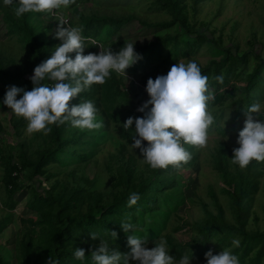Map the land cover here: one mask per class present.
I'll use <instances>...</instances> for the list:
<instances>
[{
  "label": "trees",
  "instance_id": "trees-1",
  "mask_svg": "<svg viewBox=\"0 0 264 264\" xmlns=\"http://www.w3.org/2000/svg\"><path fill=\"white\" fill-rule=\"evenodd\" d=\"M88 1L75 0L68 7ZM202 1L189 0L193 15ZM145 3L147 10L163 12L168 18L147 21L133 13L78 11L69 21V26L82 28V36L86 38L84 55L98 54L100 47L118 53L131 42L110 37L130 20H137L141 26L154 25L160 29L151 40L140 45L133 43L135 53L142 58L126 69V75L138 79L132 93L124 88V76L113 71L104 84H92L70 101V107L92 101L97 109V122L102 121V128L85 130L66 122L51 125L52 131L48 134L37 132L30 139H23L20 133L25 121L8 108V122L16 140L13 145L4 143L0 147V185L3 190L0 205L6 209L0 217V233L11 221V210L17 203L13 195L21 187L25 189L24 206L33 215L18 217L19 227L14 232L12 253L0 245V264H10L11 259L15 264H47L49 257L58 260L59 264H94L91 252L99 246L100 239L105 240L110 248L126 254L130 251L128 235L148 236L149 249L155 246L154 241L166 240L169 255L178 261L191 253L190 261H206L205 253L211 250L208 243L213 239L217 248L230 245L239 263L264 264V229L247 230L245 227L262 175L261 162L252 161L243 169L233 164L230 159L234 148L226 140L243 129L244 111L252 104L263 101L261 112L256 115L258 121L264 120V59L252 45L240 54L234 45L231 53L229 46L198 31L186 18V0H145ZM15 6H5L0 0L4 34L0 40L12 41L17 50L8 55L0 47V107L3 108L6 90L16 86L30 91L34 68L50 58L62 43L55 38L57 28L47 33L54 24L47 16L49 12H30L18 18L14 15ZM202 44L208 58L203 64H197L202 74L208 76L210 91L215 96L208 105L214 117L209 130L221 137L215 139L211 147L209 164L224 185L219 191L228 200L231 220L226 219L222 206L209 188L215 210L204 208L202 216L190 225L197 235L190 241L181 242L165 231V225L184 203V182L178 172L196 161V147L184 145L191 160L180 169L172 166L152 169L142 162L139 169L132 157H118L113 161L111 155L97 164L94 157L108 139L112 140L118 154L122 148L132 145L135 124L130 129H124L123 124L129 117L143 116L137 109L142 106L139 100L146 91L147 80L166 75L181 55L194 52ZM69 56L74 59L75 53ZM248 63L251 64L249 70L237 78L238 70ZM221 75L222 83L213 79ZM235 78L236 84L228 94L218 91ZM44 83L51 82L45 80ZM226 96L228 99L223 100ZM112 133H116V137ZM32 141H35L34 147ZM132 151L141 161L140 150ZM90 161L96 168L92 175L84 171ZM20 175L27 181L35 177L37 183H22ZM43 180L45 186L38 189ZM132 192L138 193L140 199L129 207L128 198ZM122 223L133 224L134 231L125 233ZM113 231L117 233L115 240L110 235ZM90 233H96L98 239L92 240ZM233 240L239 241L238 246ZM78 248L85 250L82 260L74 256V250Z\"/></svg>",
  "mask_w": 264,
  "mask_h": 264
},
{
  "label": "clouds",
  "instance_id": "clouds-1",
  "mask_svg": "<svg viewBox=\"0 0 264 264\" xmlns=\"http://www.w3.org/2000/svg\"><path fill=\"white\" fill-rule=\"evenodd\" d=\"M75 0H3L5 6H14V15L22 17L26 13L51 12L61 7L67 8ZM55 38L62 43L54 49L50 58L37 65L30 77L32 89L10 86L5 93L3 103L12 114L26 122V131L31 133L52 131L51 125H63L70 122L72 127L85 130H98L103 124L97 122L92 101H83L69 106L70 101L92 84H104L111 72L126 78V69L141 59L134 51L133 43L124 45L118 52L103 49L84 55L85 37L81 27H63L66 21H59ZM75 53V58L69 56ZM208 76L203 75L194 60L180 61L172 65L166 75L149 78L146 83L147 102L137 111L141 117H129L123 124L130 129L135 124L132 137V149H139L143 157L141 162L152 169H166L172 166L180 169L191 160V154L184 145L205 147L209 138V128L214 117L209 111V101L214 100L210 91ZM223 82V76L213 77ZM50 81V84L44 81ZM19 97V98H18ZM149 106L150 110H149ZM262 105L254 103L246 111L243 129L239 131L230 159L241 169L252 161L264 162V120H257ZM146 143V146H144ZM140 199L136 192L129 194L128 206L135 205ZM125 233L134 231L131 223H122ZM113 240L117 233H110ZM92 240L98 239L96 233H90ZM148 236H127L130 251L121 254L100 239L99 246L91 252L94 264H177L169 255L167 241L160 239L151 249L147 247ZM238 246L239 241L233 240ZM191 253V252H190ZM76 259H84L85 250L75 249ZM191 255L185 254L178 264H190ZM207 264H239V259L230 249H224L214 255L211 250L205 253ZM47 264H59L49 257Z\"/></svg>",
  "mask_w": 264,
  "mask_h": 264
},
{
  "label": "rangeland",
  "instance_id": "rangeland-1",
  "mask_svg": "<svg viewBox=\"0 0 264 264\" xmlns=\"http://www.w3.org/2000/svg\"><path fill=\"white\" fill-rule=\"evenodd\" d=\"M145 0H89L88 2H79L73 7L53 10L49 12L51 20L54 21L53 26L49 29L48 34L60 24L59 21H66L63 27L69 26V21L73 20L72 15L81 11L87 13L89 11L96 13H133L138 17L147 21H162L166 20L168 16L163 12L150 11L145 8ZM186 13L187 20L191 22L198 31L204 32L208 37L219 40L222 45L229 46L230 52L234 50V45L237 46V54L246 50L250 45L255 48V52L261 55L264 59V0H203L196 13L193 15L189 8V0H186ZM45 25V23H43ZM72 27V26H71ZM158 26H141L137 20H130L124 27H121L116 34L111 36L112 39H125L127 42L143 44L144 42L151 40L155 32L159 31ZM170 30V29H168ZM4 38L2 23L0 22V39ZM59 42L61 40L58 39ZM0 47L8 55L16 53L15 44L12 41L0 40ZM208 58V54L205 51L204 45L190 54L181 55L178 58V62L188 60H194L198 64H203ZM251 64H246L245 67L238 70L237 78L246 73ZM237 78L232 79L229 83L219 88V92L226 95L230 92L232 85L236 84ZM137 77L126 75L123 78L124 88L130 94L135 88L137 83ZM19 98V97H18ZM149 99L148 94H143L139 100L140 104H144ZM228 99L226 96L223 100ZM261 105L263 101L259 102ZM149 106V110H150ZM10 111L7 106L0 107V123L2 129L0 130V147L4 146V143L14 144L16 137L13 135L12 129L8 122ZM18 117V116H16ZM35 133L29 134L26 131V122L21 129L20 137L23 139H30ZM116 137V133H112ZM219 136L214 133L213 130H209V138L205 147H196L197 158L193 165L184 167L179 170L178 175L184 182V203L176 210L174 217H170L165 225V231L177 241L186 242L190 241L197 234L191 228L190 225L194 224L196 220L202 216L203 209L206 208L210 211H214L213 200L209 193V188L214 193L218 203L222 206L226 219L231 220L228 200L225 195L219 191V187H224L218 174L211 168L209 164V152L214 144L215 139ZM221 138V137H219ZM238 135L225 139L227 143L234 149L239 145L236 143ZM39 136L36 135V140ZM32 146H35V141H32ZM111 155V159L114 161L120 158H133L136 168L141 169L140 159L133 153L132 148L129 145L122 148L121 154L115 151V146L111 139L106 140L99 151L95 154L96 163L100 164L107 157ZM122 155V156H121ZM118 162V161H117ZM116 162V163H117ZM262 171V175L259 178L258 190L254 195L252 205L250 207L248 220L246 222V229H264V162L260 163L259 167ZM95 165L90 161L85 165L84 171L88 175H92L95 171ZM1 174V171H0ZM106 175V173H105ZM22 183L36 184L35 177L27 181L21 175L19 176ZM45 180L42 181V185L38 188L45 186ZM3 190L0 185V196ZM13 197L17 203L11 210L12 218L10 223L6 226L3 232L0 233V245H4L12 253V245L14 239V232L19 227L18 217H26L33 215V212L25 208L24 198L25 189L21 187L19 191L14 193ZM6 209L0 205V217L4 215ZM254 218V219H253ZM178 227V228H176ZM175 228V229H172ZM209 247L214 255L218 254L224 249H230V245L225 248H217L214 244V240L210 239ZM251 252L249 253V255ZM178 264V260H175ZM10 264H15L13 259L10 260ZM190 264H206V261H200L195 263L190 261ZM244 264V263H239Z\"/></svg>",
  "mask_w": 264,
  "mask_h": 264
}]
</instances>
